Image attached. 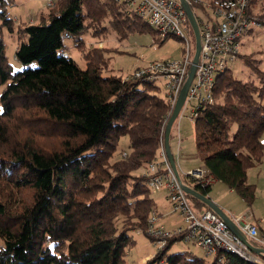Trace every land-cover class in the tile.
I'll use <instances>...</instances> for the list:
<instances>
[{
  "label": "trees",
  "instance_id": "16d2710c",
  "mask_svg": "<svg viewBox=\"0 0 264 264\" xmlns=\"http://www.w3.org/2000/svg\"><path fill=\"white\" fill-rule=\"evenodd\" d=\"M10 3L0 0V264H129L126 252L156 206L148 178L137 172L157 157L172 103L157 81L108 74L109 48L89 46L85 36L154 30L117 0H57L39 22L15 28ZM259 3L250 0L248 12L264 25V13H254ZM4 27L17 37L20 70L8 61ZM243 58L257 80L230 67L221 73L214 101L199 109L195 140L213 181L251 206L256 185L248 172L264 158V70L254 54ZM123 136L129 144L112 162ZM186 177L209 196L213 182ZM187 195L194 208L211 209ZM183 239L169 238L142 264H261L226 250L211 261L189 249L170 253Z\"/></svg>",
  "mask_w": 264,
  "mask_h": 264
},
{
  "label": "built area",
  "instance_id": "2783aa9c",
  "mask_svg": "<svg viewBox=\"0 0 264 264\" xmlns=\"http://www.w3.org/2000/svg\"><path fill=\"white\" fill-rule=\"evenodd\" d=\"M47 1L48 4L54 3V0ZM117 1L127 4L129 9L147 22L160 39L164 40L173 35L184 42L185 51L181 58L153 62L134 75L144 80L165 83L169 101L172 103V114L196 52L195 44H192L190 37L187 10L181 0ZM186 1L191 4V1ZM199 1L207 0H194V3ZM249 3L250 0H213L211 4L208 2V6H205L204 12L208 15V20L194 13L200 29L201 52L195 76L179 116L190 107V114L187 113V116L196 120L201 105L214 101L217 77L239 58L240 37L253 27L262 25L248 12ZM62 54L68 55L65 50H62ZM141 168L138 172L148 178L152 193L163 189L168 191L171 210L181 216L183 223L171 230L160 223V215L155 210L148 219L147 229L136 231L138 235L143 233L150 235L155 239L154 243L158 249H161L169 238L183 234L182 241L192 242L201 247L211 259L216 257L220 250H226L264 264L263 256L252 250L245 241L248 240L255 247L264 248V216L257 218L256 222L251 212L233 215L231 219L237 229L234 231L228 222L212 209L194 208L171 166L165 140L157 157ZM188 175L203 184L213 182L206 167L193 170Z\"/></svg>",
  "mask_w": 264,
  "mask_h": 264
},
{
  "label": "rangeland",
  "instance_id": "374dc122",
  "mask_svg": "<svg viewBox=\"0 0 264 264\" xmlns=\"http://www.w3.org/2000/svg\"><path fill=\"white\" fill-rule=\"evenodd\" d=\"M56 1L57 0H54L53 4H48L47 0H11L8 10L14 19L15 28L20 23L39 22L43 13H48L53 9ZM189 1H191V4H188L192 7L195 14L205 20L209 19L204 10H206L205 6H208V2L211 4L213 0H207L208 2L205 0V2L199 1L198 3H194V0ZM263 6L264 3H259L255 6L254 13L257 15L264 13ZM253 16L261 23L255 15ZM189 30L192 44H196L194 30L190 23ZM2 33L6 41L8 61L12 63L16 70L22 69L24 67L23 64L15 58V50L17 47V37L15 33L8 30L7 27L2 29ZM105 37V39H98L89 34L85 36L89 46L97 45L100 48L105 46L109 48L107 50V55L110 56L111 61L108 74L118 73L125 77L135 75L153 62L179 59L185 51L184 42L180 38L171 35L163 40L158 37L155 31H122L110 28ZM66 45L70 55L81 67L85 68L86 62L81 57L80 51L74 45L73 40L66 38ZM248 54H254L256 58L261 59V68L264 70V25L253 27L240 37V56L230 65V68L233 69L234 74L238 78L243 80H257V74L244 63L243 55ZM158 83L161 93L165 94V83L163 81H158ZM187 113L190 114V107L188 110L182 112L175 121L172 127L171 138V147L173 148L172 151H175L174 155L176 157L178 171L185 184L187 183L186 175H188L189 172L204 167L196 146L195 120L187 116ZM262 139L264 141V134ZM128 144L129 137L123 136L120 141L119 152L112 158V162L122 156V151L127 148ZM145 166H147V164H145L144 167ZM137 173L141 174L139 172ZM248 179L250 183L256 185V198L254 204L251 206H249L238 193L230 190L222 181L215 180L213 182L209 196L226 213L239 215L247 211L253 214V219L260 218L264 216V158L260 163L249 169ZM161 192L162 190L156 192L157 194H155L154 197L160 198L165 196ZM166 206L167 205L161 207V211L165 215L169 212V208H166ZM136 239V246L132 249H128L126 252V260L129 264H142L141 261L143 257L150 253L154 254L158 250L155 243L145 236L144 233L141 235L137 234ZM187 249L192 250L199 256L207 257L205 251L201 247L192 242L185 241L176 242L170 253ZM207 258L211 261V257Z\"/></svg>",
  "mask_w": 264,
  "mask_h": 264
},
{
  "label": "water",
  "instance_id": "95a60500",
  "mask_svg": "<svg viewBox=\"0 0 264 264\" xmlns=\"http://www.w3.org/2000/svg\"><path fill=\"white\" fill-rule=\"evenodd\" d=\"M182 3L184 4L187 13H188V17H189V21L190 24L193 27L194 30V34H195V47H196V52H195V57L193 60V63L190 67L189 70V74L187 77V80L183 86V88L181 89L180 95L177 99V102L175 104L173 113L171 114L169 121L167 123L166 126V130H165V147H166V152L169 158V161L171 163V166L176 174V176L178 177V179L181 181L182 183V187L185 190V192L189 195H192L196 198H198L199 200L203 201L205 204H207L214 212H216L221 218H223L225 221L228 222V224L230 225V227L234 230L237 231L235 224L233 223L232 219L226 214V212L223 211V209L216 204L208 195L200 192L199 190H197L194 187H191L187 184H185L182 179H181V175L178 171V167H177V161H176V157L174 155V152L172 151V147H171V132H172V127L175 123V121L177 120L182 107L185 103L187 94H188V90L190 87V84L195 76V71H196V67L199 61V56H200V52H201V35H200V29L194 14V11L192 9V7L188 4V2L186 0H181ZM247 242V244L250 246V248L260 254H264V248H258L253 246L248 240H245Z\"/></svg>",
  "mask_w": 264,
  "mask_h": 264
},
{
  "label": "crops",
  "instance_id": "0c3cea01",
  "mask_svg": "<svg viewBox=\"0 0 264 264\" xmlns=\"http://www.w3.org/2000/svg\"><path fill=\"white\" fill-rule=\"evenodd\" d=\"M2 32V29H1ZM173 149V148H172ZM175 152V151H174ZM175 154V153H174ZM215 181V180H214ZM213 181V182H214ZM218 181V180H217ZM213 185V184H212ZM231 190V189H230ZM233 191V190H232ZM165 196H162L160 198H155V194L157 193H153V198L155 200L156 206H155V210L157 211V213L160 215V223L164 224L167 228L174 230L177 227H179L180 225H182L183 221L180 215L175 214L173 212H171V203L168 197V191L162 190V192ZM210 197V196H209ZM166 203V204H165ZM166 206V208H169V212L165 215L162 211H161V207L162 206ZM247 212V211H244ZM164 214V215H163ZM230 218L233 216L232 213H226ZM253 215V214H252ZM167 216V217H166ZM252 218H254L252 216ZM257 222V219H254ZM153 255V253H150L149 255L145 256L142 258L141 263H143L146 259H148L149 257H151Z\"/></svg>",
  "mask_w": 264,
  "mask_h": 264
}]
</instances>
